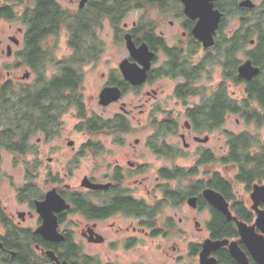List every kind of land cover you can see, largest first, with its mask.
<instances>
[{
  "label": "flooded vegetation",
  "instance_id": "1",
  "mask_svg": "<svg viewBox=\"0 0 264 264\" xmlns=\"http://www.w3.org/2000/svg\"><path fill=\"white\" fill-rule=\"evenodd\" d=\"M37 1L0 0V21H18L24 26V29H17V35H22L21 40L18 39L16 35L7 36L6 40L9 43H5V40H0V58L4 55L7 58L14 55L16 62L11 67L17 70H24L21 77L9 80L2 88H6L8 85L12 87V89L14 85H19L21 87L31 86L34 90L44 88L54 79L64 76V73H66L64 70V61L67 60L66 63H68V59L75 56L72 52V54L63 61L58 63L55 62L56 66L59 68L56 74H49L47 71L46 65L53 64V48L50 43L53 38L64 30L61 28V32L59 31L56 35L48 34L43 39L39 40L35 38L34 47L32 49L33 52L31 51L33 55L31 54L32 56H30L33 62L32 64L27 63L29 58L27 55L28 51L26 50L28 48V24L25 16L28 10L31 12L35 11L38 4ZM80 1L78 2L76 10L72 11L62 7L56 0L62 10L68 13L67 18L86 20V10H88V5L93 0H86L83 7H80ZM74 2V0H70V3ZM156 10L163 16L165 15L161 10L157 8ZM179 17L183 19V23L181 24L182 31L180 32L183 39L177 44H168L164 37V33L162 31L157 32L156 29L158 28L157 26L160 25L159 22H151L142 32L135 31L137 23H134L131 29L126 30L123 34V38H120V40L123 39L125 43V36L130 35L136 47L144 43L148 46L149 51L154 54L150 68L146 72V80L136 86L124 80L119 69L121 62L127 60L129 63H135L128 53V57L122 59L118 64L117 70L106 78L98 94L99 103V96L103 90L107 88H116L120 91L119 100L111 103L113 105L120 102V113L115 114L108 121L104 122L109 123L111 127H113V131H110L111 133L107 135H112L117 140V138H121L123 134L131 130L130 122L127 119L131 111L127 110L124 102H121L127 93L132 91L137 92L145 86H149L164 78L172 81L181 80L174 88V96L176 99L183 102V106H185L183 112L178 114L164 112L163 119L154 120L155 126L153 127L157 128L168 125V127L171 128L158 136L153 134V137L146 141L148 151L153 152L158 157L168 159L171 162L178 157L180 158L182 156V151H186L190 148V144L187 143L189 134L190 136L191 133L194 134L192 139L197 144H206L208 142H202L203 139L198 136L200 133L193 128L195 121L193 120L191 110H193L196 105H200L202 96H187L185 99L178 98L175 92L177 88L186 84V76L175 77L168 75V73L187 75L192 68L198 67V64L205 60L214 46L205 49L194 39L192 29L195 22L189 20L183 14V7L180 9L179 15H177V18ZM104 20L108 19L105 18ZM99 21L100 18L98 19V22ZM37 22L38 20L36 23ZM39 23L42 26L46 25L45 20H39ZM100 23L102 22L100 21ZM172 24L173 23L170 22V25ZM124 28H127V25H124ZM147 36L150 37L148 41V38L146 39ZM143 37H145V40H143ZM254 44V42L250 43L251 46H254ZM13 47L15 49L19 48L18 51H14V54L12 53ZM199 51L201 56L197 57L196 55ZM95 52L94 55L89 53L83 54V59L78 63L79 65L73 66L74 73L78 77L76 91L81 96L82 110L80 111V107L77 108V106L69 111L57 110L54 112L50 110V118L55 116L52 118L55 122V127L47 134L49 136H46L44 132L38 134L45 137L47 141L59 135V129L63 123L62 119L67 113L69 114L70 111L72 113L74 112L75 117L79 118L80 122L77 129L80 133L87 136L99 135L101 132L107 133L106 131H108V129L91 133L86 130L87 128L85 125L87 120L91 121L93 119L87 117V111L82 97V91L84 89L83 67L98 60L101 49L98 47L95 49ZM178 67H182V69L178 71L179 73L173 72L175 71L174 69ZM212 71L213 67L207 70L204 69L199 80L204 76H210ZM198 82L199 81L196 80L193 81V89L196 90L200 88L199 93L202 94V92H205L207 96H210L214 88H210L207 91L205 88L199 87ZM241 85L245 87L244 83H241ZM9 86L7 87L8 89ZM156 94L157 91H153V94L146 91L145 96L150 98L152 97L151 95L156 96ZM193 98H199V102L189 106L188 100ZM141 113H143V111H141ZM230 116L234 115H228L224 119L225 121L222 127ZM181 118L184 119V123L182 132L178 135L182 141V148L178 145H170L166 143L164 139H161L165 138L169 133L175 134L178 132L179 119ZM119 127L127 132H119ZM156 128H154L155 131ZM205 134L208 135L209 133ZM206 138L209 140L208 136H206ZM155 142H158L157 144L163 149L158 152L151 150V144L154 146L153 143ZM69 143L72 144L69 145ZM69 143L67 145L73 150L75 145L74 141H70ZM139 143L140 141L137 139L134 141L135 145H139ZM85 147L89 150H93L94 154L97 153V147L95 145H90V142H88L83 145L81 151L77 152L76 158L83 156V149ZM206 152L213 154L208 149H204L199 151L197 155L198 159ZM198 159L189 170L200 172L199 169L201 168L205 171L204 173H206V169L203 166H197ZM143 165L142 163V166ZM142 166L137 161H131L129 159H124L122 162L116 161L114 167L102 176L91 179L84 177L80 181L76 191L72 190L73 188L69 185L63 184L61 182L62 180H56L51 174H48L47 179L53 184L50 183L51 185L47 192L55 190L65 201L66 205L69 206L60 212L54 213L56 226L55 233L52 232V234L49 235L51 239L46 238L40 231L43 225V219L37 210V204L45 200L47 192L45 194L37 192L33 184V179H35L36 176L32 173L34 177L32 176V178H30L31 181L29 182L27 178L28 183H25L23 187L17 189L16 198H13L11 201L5 200L7 203L0 198V264H200V255L207 241L211 243H220L222 241H228V243L234 242L245 255L248 264H259L257 261L258 256H255V252H252V246H247L241 239L234 221L232 222L235 224L237 233L235 237L213 236L212 226H210V223L213 221L212 208L220 214H222L221 211L210 205L205 199L203 191L206 190V187L195 193L190 191L195 190L196 181L198 180L197 176L199 174L204 176V173H198V175L196 174L190 177L191 180L186 181L188 183L183 188L180 178L166 179L162 178L159 173L161 170L173 171L175 169H177L176 172H178V169L181 167L173 165L170 168H160L158 170L160 178L158 179L161 180V182L157 187V191L153 189V191H155L152 193L154 196L153 198L151 190L146 186L145 179L140 181L134 180L130 183L126 182V179L131 177L132 174L139 173ZM204 178L208 179V176H204ZM194 179L196 180L192 181ZM85 180L96 185L97 189H89L83 186V181ZM240 185L245 187V190L251 194L253 187L248 190L244 184ZM257 185H264V183ZM232 189L234 198L231 200L223 198L228 204L232 216L238 221L245 223L248 227H251L256 221L258 211L264 210V203L260 202L254 209V203L251 198V205H247L242 199L240 200L236 197L233 183ZM156 192L159 193V197L156 196ZM183 193L184 195H182ZM75 197H77L78 199H76L79 201L77 205L73 202ZM190 199H195L194 207L188 204V200ZM234 204H237V209L244 219L239 220L238 217L235 216V210L233 209ZM185 206L189 207L193 216L187 222L190 223L189 226L192 225V229L190 227L184 228L183 225L185 223L179 216L181 208ZM164 207H167L169 211L171 210V213H165L163 211ZM201 214L207 215L205 221L197 220V215ZM74 218H77V221L72 220ZM254 230L257 235H260V230L257 227ZM169 241H171V244L166 248V243ZM183 244L186 249L185 255L181 254V246ZM87 246L102 247V249L108 250V253L102 252L101 254L97 251L96 253L89 254L85 250ZM118 250L125 254H138V257L135 260H121L116 253ZM109 254H115L116 256L112 258ZM207 259L210 260L207 264H238L231 256L228 246H211Z\"/></svg>",
  "mask_w": 264,
  "mask_h": 264
},
{
  "label": "trees",
  "instance_id": "2",
  "mask_svg": "<svg viewBox=\"0 0 264 264\" xmlns=\"http://www.w3.org/2000/svg\"><path fill=\"white\" fill-rule=\"evenodd\" d=\"M240 1L242 0H219L215 3V8L223 13V18L215 37L214 46L205 60L198 64V67L192 68L187 75L168 73V75L175 77L186 76V84L177 88L175 92L178 98L202 96L200 105H196L191 110L195 121L193 128L200 134L211 133L220 129L224 119L230 114L244 118L246 122L254 121L257 124L264 120V0L251 10L239 8L238 2ZM37 2L35 11L28 10L25 16L28 24V48L26 50L29 58L27 63L32 64L33 62L30 56L33 55L32 49L35 38L39 40L48 34L56 35L61 28L68 30L69 46L75 56L68 59V63H66L67 60L64 61V70L66 71L64 76L54 79L44 88L34 90L31 86H22L16 92L8 85L9 89L7 86L0 90V164L2 151L23 158L33 151L30 142L33 136L40 132L49 136L47 134L55 127V122L52 119L55 116L50 118V110L54 112L57 110L69 111L76 106L77 108L80 107V111L82 110L81 96L76 91L78 77L74 73L73 66L79 65L78 63L83 59V54L94 55L96 53L95 49L98 47L94 43L95 30L97 24H100L99 18L109 19L111 26L118 31L120 23L133 10L157 8L165 15L174 12L179 15L182 8L178 0H93L86 10V20H81L79 18H67L68 13L62 10L56 0H38ZM233 17L238 19V29L229 36H225L222 33V27L228 18ZM34 19H37L38 22L36 23L37 20ZM39 20H45L46 25L42 26ZM150 23L137 24L135 31L142 32ZM143 38L145 40V37ZM146 39L148 41L150 37L147 36ZM251 42L255 43L253 48L246 51V46L250 45ZM242 52L246 59L251 60L254 66L260 68L258 76L250 82H245L237 77V68L241 64L237 55ZM215 66L221 68L223 81L214 88L212 94L207 96L205 92L199 93L200 88L193 89V81H199L204 69L207 70ZM181 69L182 67L175 68L173 72L179 73L178 71ZM228 83L245 84L241 100L232 97L229 93ZM85 125L86 130L91 133L104 129H108L107 133L113 131V127L109 123L87 120ZM170 128L168 125L157 127L155 135L163 134ZM118 131L127 132L120 127ZM157 143H153L154 146L151 144V150L158 152L163 149ZM227 145L228 152L223 157L216 158L214 154L206 152L198 159L197 166H203L206 169L204 176H208V179L197 180L195 190H190L191 192L195 193L206 187V189L219 193L226 200H231L234 198L233 182L244 184L248 190L254 184L264 183V143H261L256 136L248 133L239 135L229 133ZM215 164L233 165L237 168V173L232 179L226 178L214 169L208 168L209 165ZM26 168L30 182V178L34 177L32 174L34 172H30L29 165ZM176 170H161L159 173L162 178H180L181 181H190V177L198 174L196 170L183 168L178 169V172ZM76 198L73 199V202L77 205L79 201ZM233 209L239 220L244 219L237 209V204H234ZM212 210L213 221L210 226H212L213 236L235 237L237 234L235 224L228 221L215 209L212 208Z\"/></svg>",
  "mask_w": 264,
  "mask_h": 264
},
{
  "label": "rangeland",
  "instance_id": "3",
  "mask_svg": "<svg viewBox=\"0 0 264 264\" xmlns=\"http://www.w3.org/2000/svg\"><path fill=\"white\" fill-rule=\"evenodd\" d=\"M74 3H70V0H57V2L64 8L68 10H76L78 2L80 0H74ZM262 0H252L256 5H259ZM144 10H133L131 11L126 19H124L119 26V30H115L109 19L100 18L102 23L97 24L95 44L101 49L100 57L96 62L87 64L83 67V102L85 103L86 115L89 119L96 120V122H105L112 118L115 114L120 113V102L117 104H109L108 106H100L98 103V94L101 90L102 84L105 82L106 78L117 70L118 64L122 59L128 57V52L125 47V43L120 38H123V34L126 30L132 28L134 23L140 24L142 22H159L160 25L157 26V32L162 31L164 37L168 44L179 43L182 41V31L181 24L183 23L182 18H177L178 14H167L162 15L156 8H143ZM99 21V22H100ZM170 22L173 24L170 25ZM127 25V28H124ZM238 19L236 17L228 18L226 24L222 27V33L225 36H229L232 32L238 29ZM137 26V25H136ZM24 26L20 22H8L6 20L0 21V40H5V43H9L6 39L8 35H16L18 39L21 40L22 35H17V29ZM117 31V33H116ZM219 31V30H218ZM61 32V31H60ZM69 32L65 28L59 35L51 40L50 45H52L53 53V64H48L47 71L49 74L57 73L58 67L55 62L58 63L68 58L72 54V49L70 48L68 42ZM92 42V41H91ZM89 44V43H88ZM253 46H246V51H249ZM19 48L13 47L14 51H18ZM200 51L196 55L200 57ZM240 63L246 61V56L244 53H239L237 55ZM14 55L7 58L5 55L0 58V90L3 85H5L9 80L21 77L24 70L14 69L15 64ZM181 80L172 81L169 79H162L152 83L149 86H145L143 89L137 92H129L121 100L126 104L128 111L131 114L128 115L127 119L130 122L131 130L128 133L122 135L121 138H114L112 135H107L109 133L101 132L99 135L87 136L82 134L77 129L79 124V118L75 117L74 112L65 115L63 117V123L60 126L59 135L50 141H47L45 137L41 135H35L30 139L33 146V151L26 157L19 158L12 153L2 151L1 152V164H0V198L6 202L11 201L16 198L17 189L23 187V185L28 183L26 166L29 165L30 172H34L36 176L33 179V184L37 192L45 194L50 185L53 184L47 179V175L51 174L56 180L59 179L63 184L69 185L72 190H77L80 181L84 177L98 178L103 174L107 173L114 167L115 162H122L124 159H129L131 161H137L141 166L140 172L132 174L131 177L126 179V182H132L134 180L145 179L146 186L151 190V195L157 191V187L161 180L158 178V170L163 167L170 168L173 165L179 166L183 169H191L196 160L199 151L208 149L211 151L216 158L223 157L227 154V139L228 134L232 133L235 135L248 133L256 136L261 143H264V120L262 123L257 124L254 121L246 122L245 119H241L237 116H230L227 118L225 125L212 133L206 135L205 133L198 134L201 139L209 137L208 143L197 144L193 141L192 136L194 134H189L187 143H189L190 148L186 151H182V156L176 158L171 162L168 159L158 157L153 152L148 151L146 147V141L155 135L156 127L154 125V120H162L164 117V112L181 113L184 110L183 102L178 100L174 96V88ZM223 81L222 70L219 66H215L210 76H204L199 80V87L205 88L207 91L210 88H215ZM17 83V82H16ZM29 83V82H25ZM31 83V82H30ZM13 90L19 91L21 86L14 85ZM229 93L232 97L237 100L243 98L244 87L239 84L228 83ZM146 91L153 94V91H157L156 96L146 97ZM155 96V97H154ZM199 98H193L188 100V105L192 106L199 102ZM143 104V105H141ZM143 111V113H141ZM184 119H179L178 132L169 133L164 139L166 143L170 145H178L183 147L182 141L179 138V133L182 132V126ZM174 134V135H173ZM139 140V145H135L134 141ZM70 141H74V149L72 150L67 144ZM90 142V145H95L97 147V153L94 154L93 150L87 149L85 147L83 150L84 154L81 157L76 158L77 152L81 151L83 145ZM50 160V161H49ZM208 168L214 169L219 172L222 176L232 179L237 173V168L235 166H222L219 164L208 166ZM142 169V170H141ZM200 172L204 173L203 169H199ZM196 175V174H195ZM198 175V174H197ZM204 178L203 175L199 174L197 179ZM196 179L192 180L195 181ZM51 183V184H50ZM188 182L181 181L182 187L184 188ZM132 184V183H131ZM57 185V184H54ZM233 187L235 195L237 198L247 205H251L249 192L245 190L240 184L233 182ZM155 189V191H153ZM156 196L159 197V193L156 192ZM151 197V198H152ZM6 200V201H5ZM7 203V202H6ZM163 211L165 213H171V210L164 207ZM179 216L182 218L184 228H193L190 223H187L189 219L193 216L189 207H182ZM207 219L206 214L197 215L198 221H205ZM77 221V218L72 219ZM171 244V241L166 243V248ZM86 252L89 254L96 253L97 251L102 254V252L108 253V250L102 249V247H86ZM117 255L121 260H135L138 254H125L118 250ZM181 254H186L185 245L181 246ZM110 257L116 256L115 254H109Z\"/></svg>",
  "mask_w": 264,
  "mask_h": 264
},
{
  "label": "water",
  "instance_id": "4",
  "mask_svg": "<svg viewBox=\"0 0 264 264\" xmlns=\"http://www.w3.org/2000/svg\"><path fill=\"white\" fill-rule=\"evenodd\" d=\"M183 7V14L191 21L195 22L192 29V35L194 39L200 43L203 48L208 49L215 43V36L220 27L223 13L215 8V3L219 0H178ZM86 0L80 1V7H83ZM238 7L241 9H254L255 3L252 0H242L238 2ZM126 49L135 61L134 64L129 63L127 60L121 62L119 69L123 75L125 81L131 85L136 86L143 83L146 80V72L149 70L151 60L154 54L149 51L146 44H141L136 47L133 43L131 36H125ZM141 67V68H140ZM260 68L254 66L251 60L242 62L237 68V77L245 82H250L253 78L258 76ZM120 98V91L116 88H107L103 90L99 96V104L101 106H108L111 103L118 101ZM208 138H204L202 142H207ZM72 143H69L71 145ZM83 186L89 189H97V186L89 183L88 180L83 181ZM250 198L255 207L260 203H264V185L255 184L252 188ZM205 199L210 205L227 218V220L234 221L241 239L248 246H252V252L257 255V261L259 264H264V210L258 211L256 221L251 227H248L245 223L238 221L232 216L228 204L224 198L217 192L206 189L203 191ZM195 199L188 200V204L194 207ZM69 206L65 201L57 194L55 190L47 192L45 200L37 204V210L43 219V225L41 233L46 238H50L49 235L52 232L55 233L56 220L54 213L60 212ZM260 230V235L255 233V228ZM55 235V234H54ZM211 246L221 247L228 246L231 256L237 261L238 264H248L245 255L240 251L236 243H228V241H222L220 243H211L207 241L204 245V249L200 255V264H207L210 260L207 256L210 252ZM254 255V254H253ZM256 258V257H255Z\"/></svg>",
  "mask_w": 264,
  "mask_h": 264
}]
</instances>
